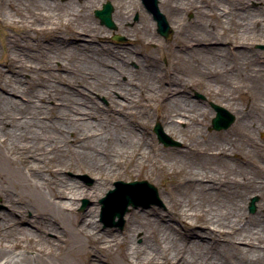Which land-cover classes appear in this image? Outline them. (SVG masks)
<instances>
[{
    "label": "rangeland",
    "instance_id": "1",
    "mask_svg": "<svg viewBox=\"0 0 264 264\" xmlns=\"http://www.w3.org/2000/svg\"><path fill=\"white\" fill-rule=\"evenodd\" d=\"M49 1L53 3V8L50 9V12L60 14L63 20L61 29L63 40L59 44L56 43V38L48 39L46 34H38L39 32L37 30L35 31V29H32L27 34L28 37L20 38L23 36L20 34V28L13 27L10 18H7L5 15L6 0H0V67L6 68L4 66V60L9 55V51L12 50V47H9L6 43L7 37L20 38V40L25 39L24 42L27 41L32 44L35 42V47L30 48V50L31 52L37 53L39 62L43 61V63H47L55 58L52 63L54 67L51 70L48 71L46 68L42 70L44 75L43 81L54 85L60 91L58 92L57 90L54 98L48 102H43L39 108L40 115H37L38 119L41 116H49L48 118H40L46 123L41 124V126L49 125L55 121L57 116H60V119H62L65 116L59 115L64 113L62 106H65L67 109L71 107L78 108L80 111L88 110L92 106H96V110L101 116L105 120H108L106 124L113 125L114 118H120V114L117 112L118 109L115 105H111L109 98L105 95L90 93L85 86L75 85L73 82L74 79H71L69 75L73 73V69H65L63 67V58L73 57L76 59L93 60L106 58L112 51L118 50L120 52L129 51L131 57L135 59H124V63H127L128 68L134 72L133 77L136 81L147 80L145 77L150 74L146 69H155L152 72V78L161 82V85L163 82L166 85L171 83L177 91L175 94L167 96L165 102L169 103L170 99L176 96V94L181 93L183 94V97H181L183 100H179L178 103L185 110L196 113L198 116L200 115L199 118L201 120L199 124H187V121L181 122L180 128L184 130V133L180 136L165 129L166 125L159 117L161 108L154 104L150 118L145 117L142 119L141 117L144 121L142 130L146 138L153 140L157 147L160 148V152L166 156V159L162 161L164 168L160 170V168L153 167L151 169L147 168L142 172L135 170V173L130 175L123 173L114 175L104 189L99 190L93 196L81 197L77 205L74 206L73 213L64 214V216L59 214L57 208L50 203L47 190H45L44 194L46 202L42 201L39 203L36 197H33L29 191L22 187L23 181L20 173L17 171V166L11 165L5 160L3 148L0 146V188L8 189L14 196V199L18 201L19 205L28 204L30 206L28 212H17L15 211V207L8 203L5 196L1 194L0 232L12 233L16 228L35 230L37 227L29 219H33L35 213L48 214L57 218L58 222L64 223L65 228L68 229L69 241L64 252L59 254L58 258L60 261L81 264V259L83 260L82 257H84L83 252L86 248H93L91 254L98 261L97 263L111 264L112 262L116 263L117 260H121L120 252L113 249L108 255L106 251H100L98 248L105 246L110 241L112 242L114 237L128 236L132 233L131 226L140 223L150 234H155L156 238L151 243H157L161 237L163 245L173 246L172 249H175L180 255H186L190 251L197 254L199 260L201 258L203 259L201 264H206L210 261H204L206 254H208L209 258L212 257V260L220 257L225 264H240L242 257L236 253V249L233 246H229V244L227 245L226 241L222 240V238L214 240L204 236V234H199L200 231H203V227H198L196 230L198 233L193 234V236L200 240L204 239V242H208L209 244L207 243L205 247L190 246L189 248L188 239L184 238L185 240H182L175 230L167 227L163 229L159 225L172 224L179 231H183L185 227L183 226V222L178 219L179 212L184 210L190 201L205 202L206 200H216V198L240 203L244 212V222L257 223L261 219H264V208L260 206L264 203V196L261 192L249 195L243 183L234 184L229 189H224V186L202 189L196 183L188 180V172H179L177 164H175V167H172V162L170 164V160L173 159V156L179 154V150L185 148V144H194L192 141L195 142L196 140L197 147L195 149L201 150L204 148L206 150L205 154L200 158L206 170H216L230 178H234L235 176L241 179L244 175L252 183L257 185L263 184L264 38L260 34H264V29H261L262 24L264 25V3L254 0H226L231 1L233 7H235L233 9L234 13L230 10L228 11V13L233 15V22L239 25L234 29L240 32L242 31V27L245 26V31L246 29L248 30L245 36L246 46H241L240 43H228L225 41L224 36L221 37L223 31L220 21H225L224 17L228 15L227 12L223 14L224 17L220 16L219 20L216 17L208 16L209 12L206 10V4L213 5L217 0H190L193 5L188 10H182V21L179 28L175 26L169 11H161L166 16L172 30L169 37H165L158 32L153 14L147 9L142 0H134L133 2L131 18L124 24L126 29H132L133 31L126 34L123 32V26L119 25L116 18L118 0ZM29 2L35 3V0H24V3L29 4ZM56 2L60 4L59 8ZM106 2H110L114 6L112 16L116 26L114 29L103 24L94 13L96 9L102 8ZM181 2L182 0H171L170 4L173 7L177 4L181 5ZM66 3L72 4V7L80 12L79 16L76 15L73 18V25L65 23L67 13H69L67 12ZM198 7H203L202 10L204 9V11L197 12L196 9ZM82 9L84 13H82ZM236 13L238 14L236 15ZM241 15L244 16L241 17ZM88 19L100 28L102 32L101 36L98 37L99 39H95V42H90L91 38L86 36L89 40L87 38L80 40L79 47L73 48L75 43H72V40L70 41L72 39L71 33L73 32V27L86 23ZM146 20L150 22V25L153 24L152 33L155 36V40H150L148 42L150 44L146 43L143 32L138 29L141 22H145ZM240 20L242 24H240ZM199 27L202 32L205 31V36H203L202 40L205 49L202 56L206 60L211 54V56H216L218 60L216 66L211 63L209 65L206 64L210 72L208 71L205 77L200 80V82L203 81L202 83L198 81L199 78L197 79L195 76L196 71L193 68L199 56V48L196 45L194 46V41L179 40L181 39V32L179 31L182 30L183 34L195 35L200 31ZM136 28L138 29L137 31L135 30ZM177 28L179 29L178 32ZM252 31L259 32L258 35L260 37L254 40L255 35ZM117 36L120 39H117ZM51 50L53 51L51 52ZM58 51H60V54L55 55L54 52L57 53ZM219 62H222V64ZM107 67L112 69L113 65L109 64ZM220 69L221 71H219ZM28 76V74H25L24 77L27 78ZM90 77V80H94V77ZM127 77L128 74L122 79L125 80ZM152 82L154 84V79H149L151 86ZM118 99L122 100L121 96H118ZM63 103H66L67 106ZM212 104L224 107L235 116L236 120L229 128L222 130L212 128V119L215 116ZM168 105L170 107V104ZM72 115L71 117L81 116L75 113ZM156 123L161 125L164 136L170 140V144L166 145L159 140L158 135L154 131ZM123 125H127L126 120ZM7 126L9 127V124ZM71 134L73 135V133ZM80 134L85 135L84 133ZM62 147L65 148V146ZM192 159H196V157ZM57 160L55 158L53 164L55 163L54 165H57V168H61V166L56 164ZM43 165L41 163V168ZM47 165L49 166L51 164L47 162ZM59 173L62 177H67L88 188H92L97 179L93 173L77 168L65 169ZM120 180L124 182L146 180L154 184L157 188L156 196L150 195L148 192H138L135 195V200L138 202V205L131 207L130 211L126 213L122 227L110 225L112 221H118L117 216H114V219H112V200L108 201L105 211L104 203L102 202L108 196L109 191L115 188V182ZM253 202L254 209L251 208ZM4 213L7 215L5 221H3ZM76 215H86V217L82 216L81 220L87 218L95 222L94 227H96V230L89 228L91 234L97 239L93 242V245H85L86 235L83 237L77 231V229L80 230L82 222H77ZM21 218L24 219L20 224L18 221ZM194 221L188 219L190 223H195ZM142 233H138L131 245H133L134 250L138 254L148 255V249L144 247ZM47 234L48 237L55 238L54 233L50 232ZM210 245L214 246V248ZM31 247L37 249L36 246ZM27 251L17 250L15 252L16 254L20 253L19 256L22 258L36 256L35 249H29ZM45 259L53 263L57 261L55 257L50 258L45 256ZM243 260L247 261L244 258Z\"/></svg>",
    "mask_w": 264,
    "mask_h": 264
},
{
    "label": "bare ground",
    "instance_id": "2",
    "mask_svg": "<svg viewBox=\"0 0 264 264\" xmlns=\"http://www.w3.org/2000/svg\"><path fill=\"white\" fill-rule=\"evenodd\" d=\"M254 1L264 3V0ZM133 2L134 0H118L116 18L119 25L123 26L125 34L133 31L124 27V24L131 18ZM170 2L171 0H158L160 11H169L175 26L179 28L182 21V10H188L193 4L190 0H182L181 5L177 4L172 7ZM66 4L69 13H67V20L64 22L73 25V18L76 15L79 16L80 12L75 10L72 4ZM206 5V10L209 12L208 16L216 17L217 20L220 16L224 17L223 14L228 13L229 10L234 13L233 9L235 8L231 1L226 0H217L213 5ZM59 6L60 4L57 3L58 8ZM52 8L53 3L49 0H35V3L29 2V4L24 3V0H6L5 15L10 18L13 27L20 28V34L23 35L20 38L28 37L27 34L35 29L39 32L38 34H46L48 39L56 38V43L59 44L63 40L61 31L63 20L60 14L50 12ZM202 8L198 7L196 11L199 13L204 11ZM82 13H84L83 9ZM243 16L241 15V17ZM224 18L225 21H220L223 31L221 37L224 36L228 43H240L241 46H246L245 36L248 30L245 31V26L242 27V31L237 32L234 28L239 25L233 22V15L228 13ZM152 25L146 20L138 26V29L145 36L146 43L155 40ZM263 26L262 24L261 29H264ZM178 28L177 32L179 31ZM199 30L201 31L200 27ZM72 31L70 41L75 43L73 48H78L80 40H85L86 36L91 38L90 42H95V39L102 34L100 28L90 19L86 23L73 27ZM200 31L195 35L183 34L182 30L179 31L181 32V39L179 40L194 41V46L199 48V56L196 59V64L193 65L196 71L195 76L197 79L199 78V82L210 70L206 64L211 63L216 66L218 62L217 57L211 56V54L206 60L202 56L205 49L202 41L205 31ZM252 32L255 35L254 40L260 36L264 38V34L261 33L262 35L259 36V32ZM20 38H6V43L12 47V50L9 51V55L4 60L6 68L0 67V146L3 148L5 160L9 164L17 166V171L23 181L22 187L29 191L33 197H36L39 203L45 201L44 194L47 190L50 203L63 216L73 213L74 206L77 205L81 197L93 196L99 190L104 189L114 175L122 173L130 175L134 174L135 170L142 172L153 167L160 168V170L164 168L162 161L166 159V156L160 152V148L153 140L146 138L142 130L144 123L142 119L150 118L154 104L161 108L159 117L169 132L182 136L184 130L180 128L181 122L187 121V124L200 123V115L185 110L178 103L179 100H183L181 98L183 94L178 93L169 100V103L165 102L167 96L175 94L177 91L171 83L166 85L163 82L161 85V82L152 78V72L155 69H146L150 74L145 77L147 80L136 81L133 77L134 72L128 68L127 63H124V59L133 60L134 58L131 57L129 51L120 52L118 50L112 51L106 58L93 60L63 58V67L73 69V73L69 75L71 79H74L75 85L85 86L90 93L105 95L109 98L111 105H115L118 109L120 118H114L113 125L106 124L108 120L101 116L96 110V106L84 111L74 107L67 109L62 106L64 113L59 114L65 115L62 119L57 116L55 121L49 125L41 126V124L46 123L40 118H48L49 116H41L38 119L39 108L43 102L53 99L57 90L60 91L54 85L43 81L42 70L45 68L48 71L51 70L54 67L52 63L55 58L47 63L39 62L37 53L30 50V48L35 47V42L34 44L24 42L25 39L20 40ZM87 40L89 39L87 38ZM211 53L213 54V52ZM54 54L59 55L60 51L54 52ZM219 63L222 64V62ZM109 64L113 65L112 69L107 67ZM25 74L29 76L26 78L24 77ZM127 74L128 77L123 80L122 78ZM90 76L94 77V80H90ZM149 79H154L152 86L149 84ZM118 96H121L122 100L118 99ZM179 96L180 98H178ZM73 113L81 116L71 117ZM125 120L127 121L126 126L123 125ZM192 142L194 144H185V148L179 150V154L170 160L172 167H175V164L178 165L179 172L186 171L189 173L188 180L196 183L202 189L213 188L214 186H224V189H229L234 184L243 183L249 195L261 192L264 196V182L257 185L244 175L241 179L235 176L230 178L216 170H206L200 159L206 150L204 148V150L195 149L197 141ZM194 157L196 159H192ZM55 158L58 159L56 164L61 168H57L58 166L53 164ZM47 162L51 165L48 166ZM41 163L44 164V168L43 166L41 168ZM69 168L87 170L93 173L97 178L95 185L88 188L59 175L60 171ZM1 194L5 196L8 203L15 207V211L24 213L30 210L28 204L19 205L8 189L0 188ZM260 206L264 208V203ZM243 214L242 205L236 201L218 198L205 202L190 201L187 207L178 214V219L183 222L185 227L183 231H179L172 224L159 226L163 229L167 227L175 230L182 240L188 239L189 248L190 246L205 247L208 243L204 242V239L200 240L193 236V234L198 233L196 231L198 227H203V231H200L199 234H204V236L214 240L221 238L225 240L226 244L233 246L236 253L242 257L240 264H264V219L257 223L244 222ZM3 215V221H5L7 215L5 213ZM82 216L86 217V215H76L77 222H82L80 230L77 229V231L83 237L86 235V239L84 238L86 240L85 245H93L97 239L91 234L90 229L96 230L95 222L87 218L81 220ZM23 219L21 218L18 223L21 224ZM188 219L195 220V223L188 222ZM57 220L48 214L35 213L33 219H29V221L37 227V230L16 228L12 233L0 232L1 264H73L69 261H60L58 258L59 254L66 249L69 233L65 224ZM131 227L132 233L128 236L114 237L112 242L110 241L105 246L98 248L100 251H106L108 255L113 249L120 252L121 260H117L116 263L110 262L111 264H201L203 261L202 258L199 260L197 254L191 251L187 252L186 255H180L179 252L172 249L173 246L163 245L160 235L161 242L158 240L155 244L151 243L156 238L155 234H150L140 223L133 224ZM50 232L55 234V238L48 237L47 233ZM139 232H143L144 247L148 249V255L138 254L131 245ZM31 246H36L37 249ZM210 246L214 248V246ZM29 249H35L36 256L22 258L19 256L20 253L16 254L17 250L28 252ZM91 251L93 248H86L81 264H99L92 257ZM45 256L55 257L56 263L45 259ZM243 258L247 261H244ZM206 260H210L206 264H225L220 257L212 260L208 254L204 257V261Z\"/></svg>",
    "mask_w": 264,
    "mask_h": 264
},
{
    "label": "water",
    "instance_id": "3",
    "mask_svg": "<svg viewBox=\"0 0 264 264\" xmlns=\"http://www.w3.org/2000/svg\"><path fill=\"white\" fill-rule=\"evenodd\" d=\"M144 4L147 6L150 12L153 13L155 20L158 23V32L169 37L172 33V30L168 24L166 16L160 11L158 6V0H143ZM114 7L110 2L104 4L103 9L96 10L95 14L103 24L108 26L111 29H114L116 26L112 19V13ZM120 39V37H116ZM213 109L216 111V116L212 120V128L215 130H222L229 128L235 121V116L230 113L227 109L217 104H212ZM154 131L158 135V138L161 142H164L166 145L170 144V140L164 136V132L159 123L156 124ZM116 189L110 190L108 196H106L102 202L104 203V211L109 200H112L111 214L112 219L114 216L118 217V221H112L110 225L122 227L124 224V216L127 212L130 211V206L136 207L138 202L135 200L133 193L144 190L150 195H157V188L153 184L149 183L146 180L143 181H134V182H124L117 181L115 183ZM252 209L255 208L254 202L251 206Z\"/></svg>",
    "mask_w": 264,
    "mask_h": 264
}]
</instances>
